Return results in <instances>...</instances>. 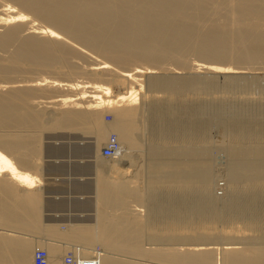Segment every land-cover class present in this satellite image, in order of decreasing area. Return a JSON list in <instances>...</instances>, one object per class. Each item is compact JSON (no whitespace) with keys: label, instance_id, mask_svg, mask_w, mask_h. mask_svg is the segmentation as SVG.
Listing matches in <instances>:
<instances>
[{"label":"bare ground","instance_id":"obj_1","mask_svg":"<svg viewBox=\"0 0 264 264\" xmlns=\"http://www.w3.org/2000/svg\"><path fill=\"white\" fill-rule=\"evenodd\" d=\"M5 1L0 2V24L5 25L0 31V51L6 52L7 55L6 53L5 57L0 55V79L12 77L23 65L45 67L58 65L67 68L71 73L75 72L73 69L75 66L71 67L74 64H70L69 61L75 51L71 43L61 40L62 35L103 58V61L93 62L89 66L90 71L107 72L106 70L112 69L110 64L118 66L120 71L111 70L113 75L107 78L108 83L88 84L89 82L85 81L82 82L85 83L82 86L79 83L72 84L79 90L76 88L78 91L73 94L69 92L67 96L65 93L63 95L65 97L62 96L61 99L59 97L58 100L63 104L69 103L74 108H57L61 109L58 113L55 108L57 115L52 109L55 116H52L51 124H47L52 127L83 128L95 136L96 144L94 143L91 157L95 161L93 164L97 161L99 164L95 166L94 185L89 191L94 207V217L89 219L92 223L89 226L68 225L65 231L59 229L58 223L42 226L48 229L51 227L52 230L57 228V231L47 236L57 242L64 240L69 244L49 243L4 233L5 231L0 232V264H28L37 249L47 253L46 264H66L64 258L66 254L61 259L66 248L71 249L77 262L94 256L98 258L99 264H143L138 258L135 261V257L172 264H219V260L222 264H264V245L255 246L252 236L255 235L254 232H259L264 237V124L258 120L256 122L254 120L256 117L253 119L252 115L250 119H240V114L239 119L229 120L232 144L229 145L231 142L226 137L229 131L226 139L222 141L230 142L226 141L229 143L227 154L230 152L234 161L229 158V165L230 160L232 165L228 166L230 169L227 172L228 177L226 176V181L228 179L226 185L231 188L232 194L227 201L220 204L210 197L213 174L210 175L212 164L207 162L206 150L204 148L199 150L195 146V141L203 138L201 136L203 125L200 124L202 121L200 120V123L199 120L196 121V113L186 112L182 104L188 92L194 95L195 99L202 93L205 94L204 97L206 92L210 95L209 91L212 90L213 95L209 97L211 100L212 96L218 99L216 96L222 97L224 93L221 95V88L210 81L211 85L215 84L212 85L213 88L217 90V87V92L220 91L216 95L210 83L208 85L211 89L207 86L208 81L204 80V83L200 74L189 72L188 76L178 77L169 74L170 76L166 77L154 71L157 66L171 62L185 69L191 55L192 58L193 56L195 59L198 58L196 59L198 63L191 66L192 68L203 69L211 74L223 73L224 76L237 74L238 78L244 75L241 73L242 69L239 71L241 64L264 65V0ZM15 7L18 9H14ZM31 19L44 23V26L31 27L30 33L23 36L22 23L28 24L33 21ZM192 61L194 60L191 59L190 62ZM129 64L132 66L126 68L125 66ZM251 70L248 69L249 72ZM261 70V75H264V67H261ZM142 73L151 75L149 85L146 87L150 86V90L156 91H152L154 96L157 91L164 93V97L160 95L162 98L157 94L158 98L151 96V91H148L151 97L144 93L142 99L145 102H140L145 108L140 104L136 105L138 95L141 94H138V90H141L139 88L143 89L148 83L140 81ZM228 77L230 76H227V79ZM232 78L230 77L234 80ZM40 81L34 82L35 86L42 85L43 82ZM51 82L55 84L56 79ZM140 82L144 84L143 87ZM228 84L230 83L226 85ZM23 85L8 87L0 84V129L14 126L19 130L20 127H16L21 126L23 130L24 127L30 126L35 127L36 129H33L37 131L46 127V113L42 109H36L37 107L30 101L35 86L29 88L27 84ZM111 85L118 90L113 91ZM145 94L148 95L144 96ZM104 110L112 114L108 121L101 118V112ZM238 113L236 115L234 113L235 117L239 116ZM49 114L51 116L50 112ZM234 115H231V118ZM262 121L264 122V118ZM224 126L226 130L228 126ZM145 129H148L150 135L148 136L151 139L148 146L151 161L147 166L149 173L148 186L145 187L147 191L141 192L131 178L109 175L114 166H104L105 156L102 157V149L107 145L109 136L115 135L121 147L120 155L117 157H124L128 153L126 156L128 165L120 169L124 172L131 165L133 167L136 165H133L136 158L134 160L129 150H140V142L144 144V139H149L148 136L143 139V135L147 133ZM4 131L0 132V229L13 232L36 230L41 228L38 222L42 213L40 202L43 186H38L41 181L34 172L40 167V162L38 163L41 153L40 137L34 131L29 135L21 134L22 132L9 134L8 131V133ZM143 131L145 134L141 139ZM204 133L206 135L205 131ZM107 135L102 147L101 141ZM120 170H117L119 171L117 174ZM194 196L197 201L191 205L192 202L189 203L188 199ZM141 205L148 208L146 216H141L142 214L137 212L136 207ZM237 217L242 218L240 219L244 221L243 225L231 227L228 223H233ZM240 219L236 220V224H239ZM222 223L230 225V229H223ZM246 231L253 232L252 234L248 232L252 239H249L248 233L246 235L249 236V241H253L251 243L254 246L244 244L242 245L244 247L240 248V243L239 247L236 242H228L220 252L217 247L209 246L213 244L210 241L212 239L225 237L229 239L232 233H237L240 237L242 235L239 232ZM244 233L242 234L246 237ZM244 239L243 242H247V238L245 241ZM263 239L261 241H264ZM96 242L101 245L100 251L93 249ZM173 244L183 245L175 247ZM110 251L120 254L121 258L127 256L128 259V256H133L134 259L126 260L108 255ZM144 258L141 260H145Z\"/></svg>","mask_w":264,"mask_h":264},{"label":"rangeland","instance_id":"obj_2","mask_svg":"<svg viewBox=\"0 0 264 264\" xmlns=\"http://www.w3.org/2000/svg\"><path fill=\"white\" fill-rule=\"evenodd\" d=\"M3 1H5V0H1L0 2L4 3ZM14 9H16V7ZM30 18L31 17H29V20H30ZM31 20H33V19H31ZM34 20L30 21L31 22V23L29 22L30 24L29 23L27 24L26 22H24L27 25L22 23V25H23V26L21 25L22 26L21 27L22 32L21 31L20 32H21V34L23 36H25V35L30 33V30H31L30 28L31 27H35V26L37 27L38 25H40V26L43 25L44 26V23H42V22H40L38 20H35V22H34ZM40 26H38V27H40ZM4 28H5V25L1 26V24H0V31H2ZM62 38L65 39V40H63ZM61 40L62 41H66L67 40L69 42L68 44L71 43L70 45L73 46V51H75V52L70 57L69 61H70V64H74L71 67L75 66V68H73V69H74V71L76 70L77 72L75 71V72L71 73V71H68L67 68L59 67L58 65H55V66H52V67L27 66V65H23L22 66L21 65L23 68L19 66L20 67L19 68L20 71L19 72L17 71V73H14L12 77H10L8 79H6V78L5 79H3V78L0 79L1 86L3 84H5L8 87L9 86H13V87L20 86L21 87V85L24 84L23 86H25L27 84V87H29V88L30 87L32 88V86L34 87L36 81L37 80L40 81L42 79V81H40V82H43L42 85L41 84L40 85H36L35 87H37V88L34 87L33 90H34V94L35 95L33 94V96L31 97L32 99L30 98V101H32V103H34L33 105H34V107H37L36 109H40V110L42 109V111H44L46 113V117H45V119H46L45 120L46 121L45 122L46 127L37 129V131L33 129L35 127L31 128L30 126H29L30 129L26 126L27 130L25 129L26 127H24V126H23L24 128L22 127L23 130L21 129V126L16 127V128L20 127L19 130H16L14 128V126H12V127L10 126V127H7V128H1L0 129V132L5 130L4 132H6V133L9 132V134L10 133L11 134L12 133H18L19 134V132L20 133L22 132L21 134L29 135L30 132H31L30 134H33V131H34V133L36 132V133L39 134L41 153H40V159H39L38 163L40 162L39 163L40 167H39L38 171H34V172L37 174V177L40 178V181H41L38 186H43V189L41 190L42 191V197H41V202H40L41 205H42V209H41L42 213H41L40 220H39L40 224L38 222V226H41V228H38L36 230H25V231L22 230L23 233H22L21 230H18V232H13V231H10V230L8 231V230H2V229H0V232H4L5 231L4 233L17 235V236L19 235V236H22V237L24 236V237L35 238V239L42 240V241L49 242V243H56L57 242V241H55V239L50 238V237L47 236L48 234H52L53 231H57V228L54 229L52 227L53 228V230H52L51 227H50L49 228L51 230V232H50L48 227L47 228L42 227L44 225H47V224L57 225V223H58L57 226L59 227V229L65 231V229H66V227L68 225H71V226H73V225L89 226L92 223V222L89 221V219H92L94 217V215H93L94 207H93V203L91 201L92 197H91L89 191H91V187L94 185V183H93L94 180H95L94 179L95 178L94 171L96 169L95 166L97 165L98 161H97L96 164H93V162H95V161H93V158L91 157L93 155V152H94V146H95L94 143L96 141L95 136H94V134L92 132L88 131L87 129L86 130L83 129V128L80 129L79 127H78V129L77 128L76 129L75 128L71 129V128H65V127H54V126L52 127V125L48 126L47 124H51L52 116L53 115L55 116L56 110H57V113H58L63 108L67 109V108H71L72 107L69 103L68 104L67 103L63 104L62 101L60 102V100H58L59 97H60L59 99H61V98L65 97V96L69 95L68 94L69 92H70V94H73V93H75L76 91L79 90V88L73 86L72 84L75 85V83H76L78 85V83H79L80 86H82L83 84H85L87 82H89L88 84H91L92 82L93 83L94 82L108 83V79L113 75V73L111 75V72H114L113 70L120 71V68L118 66H114V65L110 64L112 69L106 70L107 72H103V70L102 71L100 70L99 72L96 71L98 74L95 75L96 72L90 71L89 70V66L93 62L103 61V58L98 56V55H96V54H94L93 52H91L85 46H83V45H81L79 43L73 42L74 41L73 39L70 40V39L66 38L64 35L61 36ZM4 53H6V52L0 51V55H2V57H5L7 55V53H6V55ZM191 59L194 60V61H192V63L190 62ZM196 59H198V58H196ZM196 59H195V56H193V58H192V55H191L190 59L188 60L189 64L191 63L190 65L188 64L190 67L187 65V67H185V69H183V67L181 69L180 66H179L180 67L179 68L177 66V64L171 62V64L169 63V64H165V65H162V66H157L156 68H154V71H155V73H157L159 75H165L166 77L169 74H171V76L175 74V76H178V77L188 76L189 72L190 73L193 72L194 74H198V75L200 74V77H202V80H203L204 83H205L204 80L208 81V82L206 81L208 87H209V85H211L210 81H212V82H214L216 84L215 85V84L212 83V85H215V86H218V88L219 87L221 88V90H220L221 91V95L224 93L222 97L216 96L217 94L220 93V91H218L219 92L218 93L217 92L218 88L216 87L217 90H215V88H213L214 86L211 85L210 87L213 88V90L216 91V95H214V96H216L218 99H216L213 96H212V100H211V98H209V97H211L210 95H213L212 90L209 91L211 93V94L209 93L210 95H208V93L206 92L207 98H206V96L204 97L203 95H205V94L202 93V95L196 96L198 98L194 99L195 96L188 92V93H186L187 95L185 96V99H184L185 101L182 104L184 106V109L186 110V112L190 111V113H194V114L196 113L195 114L196 121L199 120L198 121L199 123L202 121L200 123V124L203 125V132L201 133V136H203V138L205 136V138H204V140H203V138H199L197 141H195V143H196L195 146L198 147L199 150L202 149V148H204L206 150V155L207 156H205V157L207 159V162H210L212 164V169H210L212 172L210 171V173H211L210 175L212 176V174H213V177L210 176L211 177V188H212L211 191H210V197L212 199H215V201H218L220 204H222L223 202L227 201L231 197V194H232L231 188L227 187V185H226V184H228L227 183L228 179L226 181V178L228 177L227 176L228 175L227 172L230 169V167H228V166H231L232 165V161H233L232 160L233 157H231L230 152H229L230 155L227 154L228 151H229V147L228 146L232 144V140H233L232 136L230 135L231 129H230V123H229L230 121L229 120H231V119H239L240 118V114H241V118L240 119H242V118L250 119V115H252L253 119H254V116L257 118V119L256 118L254 119V120H256V122H258V121L260 122L261 121V123L264 124V122L262 121L263 118H264V110H263L264 109V104H263L264 103V99H263L264 98V89H263L264 88V86H263L264 85V83H263L264 82V75H261V71H262L261 67H264V65L262 63H260V64H258V63L257 64H251V65L247 64V66H246V64H241V66L239 65L241 68H239L240 70L239 69L238 70L239 71L243 70L241 73H243L244 75L241 74L243 76L239 75L240 77L238 78L237 74H236L237 76L236 75H230V74H228V75L225 74V76H224L223 73H219L220 75H218V73H213L214 74L213 75L210 72L208 73L206 70L202 69L203 70L202 71L201 69H195L194 67L192 68L191 66H193L196 62L198 63V61H196ZM131 66H132V64H129V65L125 66V67L127 68V67H131ZM249 66H251V67H249ZM246 68H247V70H246ZM77 69H79V70H77ZM172 69L174 71H172ZM180 69L183 70V71H181ZM248 69H249V71L252 69L251 70L252 73L249 72ZM30 70H31V72H30ZM35 70L38 71V72H34ZM44 70H45V72H44ZM184 70H185V72H184ZM245 70L247 72H245ZM253 70H255V71L253 72ZM52 71H54V73H52ZM175 71H177V72H175ZM58 72L59 73L61 72V74H59ZM78 72H80V73H78ZM69 73L73 74V75H68ZM89 73H92V75L89 74ZM142 74L140 75L141 78L139 77L140 81H142L144 84L147 81H148V83L146 85H144V84H142L140 82V84H142V87H143V85L146 87L147 85H149V80L151 78L150 77L151 75L149 74L150 75L149 76L148 73H142ZM253 75H255V77ZM227 76H230L231 78L234 76L232 78L234 80H231L230 77H228V79H230V81H229L227 79ZM250 76H252V77H250ZM262 77H263V79H262ZM55 79H56V83L53 84L51 81H54ZM243 79H244V81H243ZM43 80H45V81H43ZM223 80H225V81H223ZM82 82H85V83H82ZM218 82L220 84H218ZM227 83H230V84H228L229 87L226 85ZM255 83H258V84H255ZM14 84H16V86ZM69 85H71L72 87L69 86ZM247 85H248V87H247ZM260 85H261V88H260ZM237 86H239V87H237ZM39 87H44L45 89L44 88L43 89L42 88L39 89ZM112 87H113V91L118 90V88H116L115 86L111 85V88ZM145 87L143 89L139 88L141 90H138L139 91L138 94L141 93L142 97H141V94L138 95V101H137L138 103H136V105L140 104V106H142L143 108H145V105L141 104V102L142 103L145 102L142 99L143 98V94L144 93H148V91H151V93L153 94L152 95L150 93L151 96H154V92H156L154 90H150V86L146 87L148 90ZM225 87H227V88H225ZM76 88L78 90H76ZM89 89L90 88H88L87 90H89ZM255 89H256V91H255ZM5 90H6V86H5ZM70 90H72V91H70ZM143 90L144 91L146 90L147 92L146 91L143 92ZM36 91H37V93H36ZM152 91H154V92H152ZM228 91H230V92H228ZM65 93H67V94L65 95ZM150 94L148 95V97H151ZM156 94L159 95L160 98L164 97V95H163L164 93L163 92L160 93V91H157V93H155L154 97L158 98V96H156ZM63 95H65V96H63ZM147 95L145 94L144 96H147ZM201 96H203V98L200 99ZM260 97H261L262 101L260 100ZM189 98H191V99L189 100ZM55 99L58 102H56ZM208 100H210V101H208ZM188 101H190V103ZM192 101H194V102H192ZM222 101H223V103H222ZM44 103H46V104H44ZM47 103H48V105H47ZM53 103L54 104L57 103V104L54 105ZM58 103L60 105H58ZM194 103H195V105H194ZM252 103H254V104H252ZM46 105L50 106V107H47ZM259 105H260V107H259ZM65 106H67V107H65ZM235 106L236 107L238 106L237 107L238 109ZM241 107H242V109H241ZM246 107H247V109H246ZM55 108H56V110H55ZM57 108L58 109L61 108V109L58 110ZM72 108H74V107H72ZM216 108H217V110H216ZM218 108H220V109H218ZM52 109H53V111L55 110L54 111L55 113L52 111ZM190 109L191 110H195V112L191 111ZM247 110H248V112L249 111L250 112L248 113ZM199 111H200V113H199ZM252 111L255 112V113H253ZM49 112L51 113V116H50V114L48 115ZM52 112H53V114H52ZM241 112L242 113L244 112L243 115H242ZM57 113H56V115H57ZM218 113H220V114H218ZM234 113H235V115H236V113H238L237 115H239V116L235 117ZM254 114H256V115H254ZM231 115H234V116H232V118H231ZM244 116H246V117H244ZM211 117H213V118H211ZM101 118L103 119V121H108V120H110L112 118V114H111L110 111L104 110V111L101 112ZM223 118L227 119L228 121L224 120ZM252 118H251V120H252ZM260 119H262V120H260ZM222 120H223L224 124H223ZM225 124L228 126L229 130H227L228 129L227 127H226V130H225V128H223V126ZM205 127L208 130H206ZM7 129H9V130H7ZM147 130L145 129L144 131L147 132ZM144 131L141 134V139H142V135L145 134ZM204 131L206 132V135H205ZM228 131H229V135L230 136L227 134ZM146 134H145V136L143 135V139L146 138L149 135L148 132ZM226 135H228V136H226ZM149 136H148L149 139L146 138V139H144L145 141L142 140V141H144V144L142 142H140V147H141L140 150H132V149L129 150V152H130L129 154L134 156V160L136 158V160L133 162L134 163L133 165H135V164L136 165L134 167L131 165V167H129L128 170H126L127 172L126 171L123 172L120 169H123V167H126L128 165V162H127L128 158L126 157L128 155V153H127V155H124V157L123 156L120 157V158L117 157V159H115V158H105V157L102 156L104 161H105V163H103V159L101 160L102 163L104 164V166H106V165L107 166L108 165L109 166H114V168L111 170L112 173L111 174L109 173V175H111V176L118 175V177H121V178H124V179H126V178L130 179L131 178V180L136 185H138V186H135V187L140 189V191L142 190L141 192L147 191V189L145 187L148 186V179H149L148 175H149V173H148L147 166H148L149 162L151 161L150 160L151 159L150 158V152L148 153V151H149L148 146H150L149 144L151 143V139H150ZM225 136L227 137V140H230L231 143L229 141H227V140L222 141L223 139H226ZM107 137H108V135L105 137V139H103V141H101V144H102L101 146L102 147H103ZM141 139H140V141H141ZM149 140H150V143H149ZM199 140H201V142ZM210 140L212 141V143H210L211 142ZM214 140H216V141H214ZM204 141H205V143H204ZM213 141L215 143V146H214ZM226 141L229 142L230 144L228 143L229 144L228 145ZM216 142L220 143V144L218 145ZM224 143L226 144L228 150L225 149L226 146H225ZM222 144H224V145H222ZM219 148H221V149H219ZM224 149H225V151H224ZM220 151H222V152H220ZM214 155H216V156H214ZM229 158L232 160V161L230 160V165H229ZM225 160H227V161H225ZM125 162H126V164H124ZM142 165L143 166L146 165V167H143ZM141 167H143L144 169L141 168ZM214 167H216L217 169H214ZM140 168L142 170H140ZM114 170H116V171L114 172ZM117 170H120L119 174H117L119 172ZM145 171H146V173H145ZM106 173H108V171ZM141 173L142 174L144 173V174L142 175ZM112 174H115V175H112ZM136 176L139 177V178H137ZM215 176H217V177H215ZM218 177H219V179H218ZM140 186H142L144 190ZM213 190H215V191H213ZM223 191L225 192V195H224ZM211 192H212V194H211ZM215 193L218 195V197H217V195H215ZM80 195H81V197H80ZM188 201H189V203L192 202L191 203V205H192V204L196 203L197 200H196V198L194 196V197H190L188 199ZM131 204H133V203H131ZM136 208H138L137 212H139L140 215L142 214L141 216H146L147 210H148L146 205H141L139 207L137 206ZM143 210H145V211H143ZM140 212H142V213H140ZM55 214L56 215L59 214V216H55ZM240 218L237 217L234 220L235 223L233 221L234 226H232L233 223H228V224H230L231 227H236L237 225L238 226L239 225L242 226L244 221H241L242 218L241 219ZM237 219H240L239 220V224L238 223L236 224V220ZM57 220H62V221H57ZM240 221L242 222L241 224H240ZM230 225H227V223H222L221 226H223V229L227 228V230H229L230 229ZM42 228H44V229H42ZM40 229H42V230H40ZM46 229H48L49 231L47 230L48 231L47 232ZM248 232L251 233V234L253 233L252 231H248ZM248 232L247 231H246V233L239 232L242 235L240 237L242 238L244 236L242 233H244L246 235ZM249 233H248V235H250V238L247 235H246V237L244 236L243 238L252 239L251 238V234H249ZM254 233H255V235L252 234L253 241L256 243L254 245L258 246V244H259L262 247V245H264V241H261V240L264 237L259 232H254ZM232 234L233 235H229L230 236L229 239L227 237H225L224 239H222V238L214 239L215 241L213 239L210 240L213 244H211L209 246L217 247L219 252L222 250V247L225 246V243H228V242H233V243L236 242L238 244L240 243L241 244V247H240V244H239L240 248H243L244 246H249V245L250 246H254L253 243H251L253 241H251V240L249 241V239L248 240L246 239L247 242L244 243L243 242V238L240 240L239 239L240 237H239V235L237 233L236 234L232 233ZM235 235H237V236H235ZM254 236H256V237H254ZM233 237L234 238L236 237L237 239L236 238L234 239ZM221 239L223 240L222 242H221ZM245 239H244V241H245ZM216 240H218V241L220 240V241L217 242ZM57 243L58 244H60V243L69 244L68 242H66L64 240L62 242H57ZM182 245L183 244H173V246H175V247H182ZM242 245H244V246L242 247ZM93 246H94L93 249L95 251H100L101 250V245L99 244V242L94 243ZM147 247H149V246H147ZM152 247H154V245ZM236 247H238V246H236ZM70 253H72L71 249L66 248V250H64L63 253H62L61 259H62L63 256H65V254L69 255ZM107 254L111 255V256H114V257L118 256V257L121 258L120 254L116 253L115 251H114V253L112 251H110ZM218 256L220 257V255H218ZM128 257H129L128 259H127V256H126V258H125V256H123L122 258L126 259V260H133L134 259L133 256H131L132 258L130 256H128ZM143 258L142 257H140V258L139 257H135L134 260L135 261L138 260V261H140L143 264H144V262L146 264L147 263L148 264H152V263L153 264H158V262H159V264H172V263H167V262H163V261H162L163 263H161V260L152 261V259L149 260L148 258H144L145 260H141ZM31 261H32V257H31V259H30L28 264H31ZM219 261H220L219 264H222L221 260H219Z\"/></svg>","mask_w":264,"mask_h":264},{"label":"built area","instance_id":"obj_3","mask_svg":"<svg viewBox=\"0 0 264 264\" xmlns=\"http://www.w3.org/2000/svg\"><path fill=\"white\" fill-rule=\"evenodd\" d=\"M121 147L115 135L111 134L108 138L107 145L102 149V156L107 158H116L120 155ZM72 253L65 256L66 264H99L98 258L90 257L82 261H75ZM32 264H46L47 263V253L42 249H37L34 252Z\"/></svg>","mask_w":264,"mask_h":264}]
</instances>
